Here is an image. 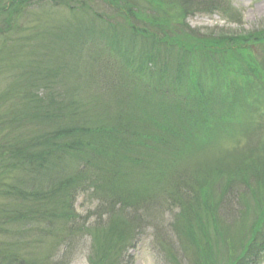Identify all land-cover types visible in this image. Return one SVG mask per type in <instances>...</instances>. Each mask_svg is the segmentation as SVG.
<instances>
[{
    "label": "trees",
    "instance_id": "16d2710c",
    "mask_svg": "<svg viewBox=\"0 0 264 264\" xmlns=\"http://www.w3.org/2000/svg\"><path fill=\"white\" fill-rule=\"evenodd\" d=\"M224 4L0 0V264H65L83 234L88 264H133L147 229L160 264H261L264 160L249 151L192 162L209 122L222 119H206L201 95L188 94L196 83L180 75L185 61L195 59L191 72L222 71L217 85L237 73L223 68L226 53L242 60L248 44L264 48V30L239 45L203 39L183 22L223 15ZM32 6L63 8L70 22L37 21L41 33L22 40ZM174 14L182 20L171 26ZM194 33L195 41L175 38ZM260 65H246L249 87L263 79L264 57ZM80 195L97 201L89 226L73 209ZM167 213L171 220L157 219Z\"/></svg>",
    "mask_w": 264,
    "mask_h": 264
},
{
    "label": "rangeland",
    "instance_id": "374dc122",
    "mask_svg": "<svg viewBox=\"0 0 264 264\" xmlns=\"http://www.w3.org/2000/svg\"><path fill=\"white\" fill-rule=\"evenodd\" d=\"M224 5L227 11L223 13V15L217 12L213 14L201 12L194 14L192 17H187L183 22H185L190 29L193 28V30L198 32L203 39L214 35L215 37L213 36L212 38H215V41H233L237 42L239 45L242 44L243 37L245 38L248 35L252 38L253 34L264 30V0H225ZM44 10L48 11V8L46 7ZM63 10V8H61V10L57 9L56 11L50 10L53 16L49 18L46 16L47 14H42L40 12V8L36 6L30 7L25 13L27 16L22 20V27L19 33V35L24 37L22 40L27 39V36H33V34H38L39 32L41 33L38 24L39 26H43L46 22V18L52 20L49 21L50 25L53 24L52 26H54V23H58L59 19L70 22L71 17H69V13ZM163 11L166 10L163 9ZM181 20L182 19L179 18L177 14H174V17L170 18L169 23L172 26L174 22ZM37 21H40V23L37 24ZM162 22L164 23V21ZM33 26H35V29H33L32 33L31 31L26 32L28 28ZM4 29L5 27L2 26L1 30L4 31ZM168 29L170 32L173 30H170V28ZM51 31H53L51 33L53 35L54 30ZM196 36L198 35L194 33L193 36L186 37V39L182 38V36H176L175 38L179 39L177 41H195L197 38ZM223 36H228L229 38H221ZM247 46L248 47L242 50V52H244L243 55H241L242 60L234 57L231 51L230 53H226L227 55L225 54L226 58L224 61L227 65L223 68L225 69L227 67L226 70H228L231 65H235L236 67H234L237 73L232 76L228 73L225 75L224 72L222 82L217 85V78L219 74L222 75V71L218 74L215 70L213 71L212 69L208 70L205 68L207 64H197L196 71L191 72L192 64L195 59H191L192 63L190 61H185V67L182 68L180 75L189 79L190 85L191 79L196 83V86H191L188 94L193 95L195 99L199 94L201 95V106L199 108H201V112L205 114L206 119L208 118L207 114H212L213 112L217 119H222V123L216 120L209 122V132L203 136V140H201L198 144L199 146L196 147V154L192 162L199 161L203 163V161L228 156L229 154H233V157H237L239 154L244 156V154L249 151L253 152L255 158L260 156L261 159L264 160V77L263 79L261 77H259L258 80L255 79L254 85L249 87L247 78L243 76L247 67L246 65L249 67H256L259 71L261 70L260 59L264 57V48L261 47L259 43H252ZM223 48L224 46H221L218 50H225V48ZM37 50L41 51L42 48ZM131 51L133 54H136L133 50ZM212 62L213 61H211V63ZM206 70L208 71V77L205 74ZM210 72L216 74L211 75ZM200 73L203 77H201ZM262 75L264 76V74ZM0 81H2L1 75ZM3 82L4 81L0 82V90L7 84ZM231 82L234 86L231 85ZM179 83L186 88V85H189L182 80H180ZM236 87L238 91L235 89ZM234 89L236 91H234ZM219 97L222 98L220 106L215 108V101H220ZM110 102L113 103L114 101L110 100ZM225 121H228L229 124H225ZM249 155H251L250 152ZM246 156L248 155H245V158H248ZM77 198L73 209L76 211V215L79 216V222L81 224L86 223L89 226L97 219L98 212L95 208L97 201L91 198H85L84 195H80ZM95 212H97V215ZM173 213L175 212H171L172 215ZM172 215H169V213L160 214L157 216V219H163L166 222L167 220H171ZM246 221H248L247 224L250 225L251 218ZM249 225H247L245 232L250 230ZM151 235H153L151 229L142 232L140 241H138L134 249L130 251L133 264H160L156 249L153 246V236ZM89 241L90 239L86 234L81 235L76 245L73 243L71 249H69L67 253L68 258H66L67 262L65 264H88ZM261 264H264V256Z\"/></svg>",
    "mask_w": 264,
    "mask_h": 264
},
{
    "label": "bare ground",
    "instance_id": "6f19581e",
    "mask_svg": "<svg viewBox=\"0 0 264 264\" xmlns=\"http://www.w3.org/2000/svg\"><path fill=\"white\" fill-rule=\"evenodd\" d=\"M3 1H7V0H3ZM79 11V10H78ZM40 12L42 13V14H47L46 16H48V17H52L53 16V14H52V12L50 11V9L47 11V10H42V9H40ZM40 13V14H41ZM50 24V23H49ZM43 26H45V25H43ZM48 27H50L49 25H48ZM173 31V30H172ZM24 173H19L18 174V177L20 178V179H23V177H24ZM75 206V205H74ZM90 242V241H89Z\"/></svg>",
    "mask_w": 264,
    "mask_h": 264
}]
</instances>
